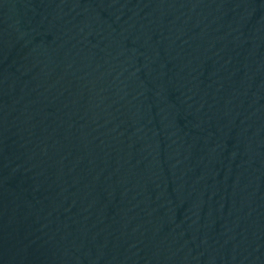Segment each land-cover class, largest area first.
Segmentation results:
<instances>
[{"label": "water", "instance_id": "obj_1", "mask_svg": "<svg viewBox=\"0 0 264 264\" xmlns=\"http://www.w3.org/2000/svg\"><path fill=\"white\" fill-rule=\"evenodd\" d=\"M0 264H264V0H0Z\"/></svg>", "mask_w": 264, "mask_h": 264}]
</instances>
